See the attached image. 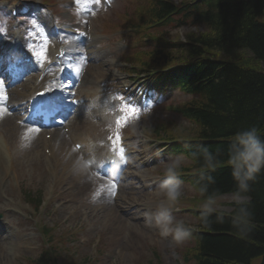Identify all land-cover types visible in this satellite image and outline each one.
I'll list each match as a JSON object with an SVG mask.
<instances>
[{
    "label": "rangeland",
    "instance_id": "374dc122",
    "mask_svg": "<svg viewBox=\"0 0 264 264\" xmlns=\"http://www.w3.org/2000/svg\"><path fill=\"white\" fill-rule=\"evenodd\" d=\"M6 1L11 2L12 0H0V36L5 33L8 34L6 31L8 20H11L2 6V3ZM24 1L49 2L52 5L50 7L58 15L59 21L71 29L70 33H64L65 43L70 45V48L72 47L70 54H67L71 71L69 77L64 78L66 84L60 90V95L64 94L71 102L72 100L75 101L77 97L79 98L77 91H71V89L74 90V85H79L81 89L86 88L90 86L87 81L98 76L97 74L103 73L101 78L105 80L104 85L114 83L116 87H119L124 84L121 80H125L129 75L123 68L142 65L147 60L146 56L154 50V42L157 45L161 44L158 38L156 40L145 39L148 36L153 37V39L160 37L161 31L158 26L146 30L141 29L140 32L129 36L128 39L122 38L120 33L108 35V31L106 34L101 32L99 28L101 24V27L105 28L103 23H109L108 25L114 27L147 21V19H140V16L145 13L150 0H115L114 6L106 12L93 9L97 0ZM171 1L182 3L186 0ZM23 17L25 18L20 22V25L25 37V40L22 41L24 46L31 48L40 58L45 59L41 53L43 51L46 53V59H48L49 51L46 48L50 42L49 39L45 37L31 15H23ZM127 18H132L134 21L128 24L124 21ZM191 31L196 32L198 30L192 26L179 28L171 26V30L164 29L163 35L173 38L172 41L185 40ZM181 33H183V38H181ZM95 35H104L106 38L103 39L104 36H101L100 39L94 41L92 37ZM87 37L90 39L86 40ZM124 44H128V46L122 47ZM73 45L77 46V52H73ZM119 48L122 49L119 50ZM94 50H98V53L93 57L91 52ZM239 51L240 56L244 59H250L251 53L249 51ZM87 52L88 54H86ZM72 63L76 65V69L72 67ZM124 63H127V66ZM159 67L163 66H155L154 68ZM119 74L123 79H118ZM29 81L30 78H27L22 81V85ZM69 90L72 93L71 98L67 95ZM167 92L169 95L164 93L163 97L168 95V99H170L164 105L147 104L144 107H131V109L136 110L137 115L131 116L126 125L119 129L117 123L114 124L115 117L113 116L111 124L114 125H107L106 136L102 139L105 145H108V138L114 137L115 133L119 131L122 146L125 148L124 163L130 149L135 152L141 148L147 150L145 159L140 160L141 163L139 161L134 165H127L130 167V172L127 173L129 176L125 183L129 186L126 188L130 191L131 201L139 204L134 205L135 209H138L135 218L130 217L125 210L119 209V207L115 209L116 207L111 201V191L107 189L111 185L106 183H102L100 187L96 186L91 192L89 187L83 189L75 187L71 181V175L67 177L60 174L63 181L61 186H58V194L62 196V199H53V177L46 174L47 161L41 159L40 163L37 161L30 166L29 162L27 163V156H30L31 152L27 154L22 149V136L17 134L16 141H12L11 144L13 152H16L14 168L10 171L14 184L10 190L7 186L10 197L5 200L0 199L1 220L7 217L14 222V226H5L9 236H13V246L10 254L5 251V248L3 249L2 254L8 260L6 261V258L1 259L3 256L0 255V264H6V262L8 264H38V258L46 251L39 231H43L45 227H53L49 230L51 237L49 242L54 249L53 264H196L194 234L191 233L183 242L177 243L172 235L162 236L159 228L146 222V214L155 212L157 205L167 206L155 190L164 179L166 162L175 156V154H164L165 150L161 147L167 145V142L159 139L164 138L158 137L154 128L156 127L166 139L191 138L193 137L191 135L195 134L193 125L177 112V108L187 105L193 97L178 89L174 91L170 88ZM13 97L16 95H13L11 99ZM110 110L118 116L124 114L121 107H117L116 101L110 103ZM3 129L0 126V130ZM58 130L62 132L63 128L58 127ZM39 135L42 136V133ZM126 144L129 146L135 144V146L126 149ZM41 150L42 155H44L43 148ZM109 150H113V143L109 146ZM44 157L46 156L44 155ZM77 159L75 158V161ZM190 165L191 161L186 159L180 166L181 171ZM85 174L89 176L88 172ZM179 179L182 181V196L173 206V215L176 219L184 220V227L189 231L190 227L192 230L195 229L197 224L191 209L193 207L200 209L206 200L198 198L199 195L194 188L188 182ZM94 183L98 185L95 178L91 176V181L88 184ZM29 194L40 197V201H43L40 212L34 210L33 207L36 205L27 204L28 198H30ZM106 195V204H104L102 197ZM234 201H236L234 195L220 196L215 198L213 207L215 210L229 212L231 210L229 204ZM35 203V200L31 201V204ZM11 206H14L15 210H11ZM113 211L116 220L117 217L121 219V224L117 228V235H115L116 231L111 228L113 222L110 214ZM131 222L133 224H130ZM99 238L101 240L98 244ZM2 239L4 238L1 237L0 240ZM253 263L258 264L259 259H255Z\"/></svg>",
    "mask_w": 264,
    "mask_h": 264
},
{
    "label": "trees",
    "instance_id": "16d2710c",
    "mask_svg": "<svg viewBox=\"0 0 264 264\" xmlns=\"http://www.w3.org/2000/svg\"><path fill=\"white\" fill-rule=\"evenodd\" d=\"M142 18L166 25L159 27L161 44L146 56L143 66L184 64L169 77L193 97L182 112L195 134L182 143L189 157L198 154L189 158L191 165L186 168L197 171L192 175L197 192L207 198L235 193L227 165L229 139L252 127L264 139V0H186L179 5L150 0ZM180 25L198 31L188 33L185 40L164 37L165 28ZM239 50L249 51L250 59L240 56ZM204 147L218 162L215 171L202 167ZM249 185L240 194L249 199L232 203L230 213H197L196 264H254L255 259L264 264V170ZM205 186L207 191L201 193ZM241 208L251 215L243 224H233ZM49 263L50 257L41 259V264Z\"/></svg>",
    "mask_w": 264,
    "mask_h": 264
},
{
    "label": "bare ground",
    "instance_id": "6f19581e",
    "mask_svg": "<svg viewBox=\"0 0 264 264\" xmlns=\"http://www.w3.org/2000/svg\"><path fill=\"white\" fill-rule=\"evenodd\" d=\"M77 46L73 45V52H77L76 48ZM98 53L97 50L91 52V54H96ZM72 67L76 69V65L72 63ZM79 74V73H78ZM99 75V74H97ZM46 77H44L43 80H41V83L45 80ZM38 82V81H37ZM95 84L93 91L91 94L86 95L87 98L91 97V104L94 105V107L87 106L85 109L81 110V114L78 116L73 115L71 117L70 121V131L72 132L73 136L76 137V133L84 131L87 134L91 136V138H96L94 136V127L96 126V123L98 122V119H101V107H102V97H100V89H98V81L95 79L93 81ZM26 86V85H25ZM23 86L22 89L26 91V87ZM42 87L43 85L39 84H33L31 89H38ZM15 91H11L12 93ZM21 92H15L13 95H17ZM25 94V93H22ZM86 94V93H85ZM30 97V93L23 96V97H15L19 98V100H24L25 98ZM18 100V101H19ZM16 101L15 104L18 102ZM89 103H87L88 105ZM0 108L3 109L2 106ZM6 109V108H5ZM93 119V121H92ZM19 118L15 117L14 114L9 113L8 110L0 112V126L4 128L3 130H0V199L5 200L6 198L10 197L9 190L12 189V186L14 184V180L12 179V174L10 172L9 166H11L9 163H13L12 161V155L8 156V150L11 149V144L12 141H16L17 134L21 137L22 140V149L27 152H31L30 156H27V163L29 162V165L32 166L33 163L35 162H41V159H45L49 163V168L47 171V175L49 176L50 174L55 175V183H54V189H53V198H60L62 199V196L58 194V186L62 184V177L60 178V174H64L67 177H70L71 175V181L74 184L75 187L78 189H83V188H91L95 189L97 184H88L89 181H91V176L95 178V174L92 172L88 171L89 176H87L85 173H81L78 168L76 167V161L75 158H78L79 154L81 152H77L74 149H72L70 139L71 137H68V135L62 131L59 132L58 129H56L52 135L51 141H46L43 138V135L41 134V131L39 132H32L30 133L27 137L25 136V133L29 128H37L35 126H29V125H24L19 122ZM84 123V124H83ZM99 129V128H97ZM22 133V134H21ZM70 136V135H69ZM87 136V135H85ZM84 139V138H82ZM81 139V140H82ZM135 144H131L129 147L134 148ZM40 148V149H39ZM42 148L49 149L51 152L50 157H44L42 155ZM142 157V156H140ZM16 160V159H15ZM61 160V161H60ZM61 162V163H60ZM66 164V165H65ZM14 168V163L12 165ZM79 171V172H78ZM17 172V171H16ZM62 172V173H61ZM8 180H6V177H8ZM14 176V175H13ZM16 178V175H15ZM64 179V177H63ZM96 179L104 183L105 180L102 178H99L96 176ZM7 186H9V190L7 189ZM92 190L91 192H93ZM95 194L97 192H94ZM106 199L107 195L102 197V200L106 204ZM7 204V203H6ZM114 206V205H113ZM115 207V206H114ZM2 210V209H1ZM134 215V213L132 214ZM110 218L112 219V230L116 231L115 235L118 234L117 228L121 224V219L114 215V211L110 214ZM1 226V225H0ZM3 229L4 227L1 226L0 230ZM4 233V232H3ZM3 237L4 239L0 240V255L3 256L1 259H5L6 261L8 260L7 257L2 254L3 249L5 248V251L10 254L12 251V246H13V236L10 237L9 234H0V238ZM8 249V250H7ZM8 264V262H6Z\"/></svg>",
    "mask_w": 264,
    "mask_h": 264
},
{
    "label": "clouds",
    "instance_id": "9594fccd",
    "mask_svg": "<svg viewBox=\"0 0 264 264\" xmlns=\"http://www.w3.org/2000/svg\"><path fill=\"white\" fill-rule=\"evenodd\" d=\"M181 38H183V33H181ZM200 152L204 157L202 167L215 171L218 162L213 153L207 147L202 148ZM197 155L194 152L190 154V157H196ZM227 155V165L232 169L231 175L237 189L234 198L237 203H243V197L240 194L246 193L250 188L249 182L254 181L257 174L264 170V139L261 138L255 127L237 131L228 141ZM190 157L184 153H179L166 162L164 179L155 191L167 206L157 205L155 212L146 214V222L159 228L162 236L172 235L177 243L183 242L191 235L184 227V220L176 219L173 215V206L182 196V181L179 179V169L181 164ZM76 167L81 173H85L88 172L90 164L88 160L78 158ZM206 191V186L200 189L201 193ZM214 204L215 198L209 196L200 206V214L207 216L214 212ZM240 212L241 215L234 216L233 224H243L246 217L251 215L244 208H241Z\"/></svg>",
    "mask_w": 264,
    "mask_h": 264
},
{
    "label": "snow or ice",
    "instance_id": "6c2138e0",
    "mask_svg": "<svg viewBox=\"0 0 264 264\" xmlns=\"http://www.w3.org/2000/svg\"><path fill=\"white\" fill-rule=\"evenodd\" d=\"M41 53L46 58V53H44L43 51ZM7 67H8V65H5L4 62H3V54H0V70L4 71ZM5 88H6V86H5L4 80H0V90H3ZM38 95H39L40 98H44V97L48 96V94L46 92H40ZM67 95L70 98L72 97V93H71L70 90H69ZM0 100H6V95H0ZM45 102L49 105L50 111L53 110V109H56V110L60 109V100L58 98H56L55 96L48 97V99ZM72 102L75 103V101H73V100H72ZM126 110L130 113L131 116H136L137 115L136 110L134 108H132V109L121 108L122 112L126 111ZM3 111H6V109L0 108V112H3ZM128 119H129L128 116H124V117H121L120 119H118L117 122H116L118 128H121V127L125 126ZM32 132H39V128H29L27 130V132L25 133V136L27 137ZM108 139L110 141H112V143H113L114 152L123 161L124 160V152H125V150H124V148L122 146V143H121L122 138H121V135H120L119 131H117L115 133L114 137L110 136ZM80 147H81V145H77V149H79ZM115 190H116V185L112 184L110 186V191H111V194L113 196L115 195Z\"/></svg>",
    "mask_w": 264,
    "mask_h": 264
}]
</instances>
